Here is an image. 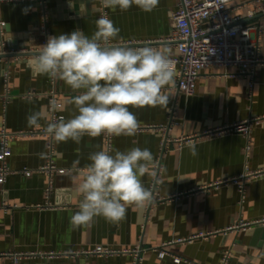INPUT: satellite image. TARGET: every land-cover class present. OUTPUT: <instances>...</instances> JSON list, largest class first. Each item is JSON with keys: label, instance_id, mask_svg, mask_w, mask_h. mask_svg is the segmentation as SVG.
Returning a JSON list of instances; mask_svg holds the SVG:
<instances>
[{"label": "crops", "instance_id": "crops-1", "mask_svg": "<svg viewBox=\"0 0 264 264\" xmlns=\"http://www.w3.org/2000/svg\"><path fill=\"white\" fill-rule=\"evenodd\" d=\"M98 7L99 0L68 4L48 0L49 36L81 30L91 37L97 30ZM227 7L238 23L256 27L252 39L259 43L264 58L261 2L231 0ZM25 8L27 14L22 13ZM176 9L177 0H159L151 12L135 5L127 11L107 9L121 30L114 42L161 41L153 47H167L177 56L174 46L165 42ZM0 20L4 23L0 37V132L11 135V155L5 164L12 171L0 184V264H13L11 253L32 254L18 264H134L135 254L124 252L134 249H142L140 264H220L225 251L231 253L228 264H264V224L259 223L264 221V174L241 180L244 194L237 184L221 182L264 170V66L256 69L252 81L233 75L236 68L205 69L190 96L177 92L174 83L165 86L163 92L169 96L166 107L129 109L140 127L151 128L135 136H115L110 146L106 134L85 135L78 144L72 140L58 143L53 138L51 161L64 173L49 172L42 170L48 159L39 155L48 152L47 137L25 133L42 131L53 122L51 91H56L61 105L56 113L65 119L77 114L72 100L78 92L59 79L53 84L52 78L34 69L35 54L44 44L39 32L42 12L36 1L1 3ZM21 51L29 54L15 55ZM5 72L9 73V100ZM28 92L34 97L26 98ZM36 111L42 113L40 128L27 124V116ZM254 118L263 120L254 124L248 138L229 134L198 140L191 143L196 145V156L190 154L189 144L162 150L166 139L175 141ZM132 147L149 149L155 164L159 163L155 178L147 174L141 178L145 187L152 188L153 203L129 207L119 223L97 217L91 226L73 229L70 217L79 210L78 185L90 163L89 155L101 149L114 154ZM241 223L250 226L241 227ZM180 239L192 240L173 244ZM96 247L120 253H82ZM159 249L169 255L159 257ZM175 257L183 261L176 263Z\"/></svg>", "mask_w": 264, "mask_h": 264}, {"label": "clouds", "instance_id": "clouds-1", "mask_svg": "<svg viewBox=\"0 0 264 264\" xmlns=\"http://www.w3.org/2000/svg\"><path fill=\"white\" fill-rule=\"evenodd\" d=\"M101 4L113 11H127L135 5L151 12L159 0H101ZM28 11L22 9L23 14ZM96 29L91 37L81 30L51 35L35 54V71L59 79L78 92L72 100L77 114L68 119L61 116L44 127V132L58 143L72 140L78 144L85 135L135 136L140 122L130 107H166L169 103L163 89L174 83L171 49L113 43L121 30L106 16L96 21ZM52 107H56L54 102ZM26 119L29 127L40 128L42 113L32 112ZM187 146L192 156L198 154L195 144ZM39 155L46 157V153ZM88 159L90 163L81 173L78 185L79 210L70 217L73 229L91 226L97 217L119 223L129 207L142 208L153 203L152 188L145 187L141 179L146 174L157 176L149 149L132 147L115 150L114 154L101 149Z\"/></svg>", "mask_w": 264, "mask_h": 264}, {"label": "built area", "instance_id": "built-area-1", "mask_svg": "<svg viewBox=\"0 0 264 264\" xmlns=\"http://www.w3.org/2000/svg\"><path fill=\"white\" fill-rule=\"evenodd\" d=\"M27 1H36L42 12L43 22L40 25L39 32L43 39L44 44L47 42L49 36L48 15H47V2L48 0H0L1 3H24ZM231 0H177V9L172 13L174 26L170 37L165 41L174 46L178 51L177 56L171 58L175 61V76H174V89L185 95H193L196 89L197 80L201 77L203 70L211 67H220L224 70L236 68V76L248 77L251 81L254 79L255 71L259 66H264V58L260 54V47L257 41L252 39L253 32L256 27L244 26L233 19L230 15V10L227 5ZM261 2V8L264 12V0ZM99 18L106 16L109 18L108 11L101 4L99 0ZM4 31V23L0 20V37ZM113 43H117L112 41ZM161 41H128L121 42L132 46H143L145 44L153 46L155 43ZM28 51H21L20 54H26ZM6 54V52L2 51ZM5 87H6V100L10 99L9 73H4ZM56 78H52L55 84ZM252 88V85H251ZM26 98H33V93L28 92ZM50 108L53 122H57L60 116L57 115L56 110L61 106L58 102L57 93L55 90L50 93ZM55 103L56 107L53 109L52 104ZM263 119L254 118L224 127H219L213 130L206 131L200 135L188 136L175 141L164 140L162 143V150L172 146L173 148H181L185 144H191L201 139L219 137L229 134H241L244 137H249L255 123H259ZM151 127H140L138 131L147 130ZM166 129V128H165ZM40 132V133H39ZM29 131L27 135L34 136L36 134H43L47 137L48 152L46 158L48 164L42 170L49 172L57 171L64 173V169H58L51 161L53 151V137L42 131ZM107 137L108 146L115 136ZM11 135L6 131L0 132V184H3L8 175L12 173L10 168L5 164L6 159L11 155V148L9 140ZM157 169L159 163H156ZM26 175H30L31 171L24 170ZM264 174V170L246 173L239 178L223 179V184H237L239 191L244 194V183L240 182L244 179H253L260 177ZM155 183L153 184V188ZM51 189L47 190L49 194ZM5 207V205H3ZM8 208V207H7ZM264 224V221L259 222ZM241 227H248L249 224L241 223ZM204 236V235H199ZM198 237V236H197ZM195 238V237H192ZM188 240H177L173 244H183ZM142 249H134L132 251H124L135 254L136 261L134 264H140V252ZM83 254L111 256L120 253L118 250L107 249L104 247H96L91 251H83ZM29 253H11L13 264H18L24 257L31 256ZM169 255L164 249H159V257L164 258ZM231 253L225 251L222 255L220 264H228ZM174 261L180 263L183 261L180 257H175Z\"/></svg>", "mask_w": 264, "mask_h": 264}, {"label": "water", "instance_id": "water-1", "mask_svg": "<svg viewBox=\"0 0 264 264\" xmlns=\"http://www.w3.org/2000/svg\"><path fill=\"white\" fill-rule=\"evenodd\" d=\"M63 3H66V4H68V3H70L71 1H74V3H77V1L78 0H61ZM29 54V53H28ZM28 54H25L26 56L28 55ZM15 55H20V56H24V55H21V54H15ZM34 55V54H33Z\"/></svg>", "mask_w": 264, "mask_h": 264}]
</instances>
